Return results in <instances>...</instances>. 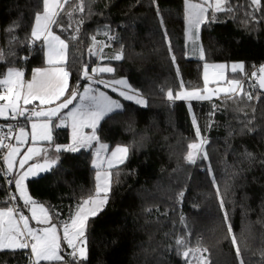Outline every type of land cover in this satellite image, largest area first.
Instances as JSON below:
<instances>
[{
  "label": "trees",
  "instance_id": "obj_1",
  "mask_svg": "<svg viewBox=\"0 0 264 264\" xmlns=\"http://www.w3.org/2000/svg\"><path fill=\"white\" fill-rule=\"evenodd\" d=\"M89 2L84 0L85 11L80 13V0H66L58 19L67 30L62 32L53 26L56 34L68 39L77 22L84 19L77 39L69 40L70 86L80 88L86 81L81 76L84 64L90 71L93 64L107 63L100 56L114 55L123 44L122 61H111V65L117 69L116 75L127 77L134 88L141 90L148 107L121 99L125 112L104 125L102 142L110 147L130 145L131 155L125 165L111 170L112 192L103 213L91 224L86 264H188V260L196 264L191 254L188 258L180 254L177 237L185 238L187 247L207 248L201 255L209 264H239L219 208L213 176L223 194L241 259L245 264H264V94L244 87L240 95L231 98L187 102L168 101L166 97V91L171 88L175 92L181 80L201 88L202 62L244 61L247 71L264 62V0L257 11H253L250 0H226L232 11L218 14L217 22L201 27L206 50L203 61L185 53L183 0H157L163 28L152 0H95L90 19ZM36 3L0 0V73L9 66L28 71L41 64V45L26 43ZM105 24L116 37L112 41L103 35ZM92 36L99 42L94 56L89 52ZM245 92L251 94V100ZM213 104L218 109L215 115ZM193 116L202 136L209 140L205 146L209 159L200 157L189 164L184 157L187 144L195 139ZM250 120L253 123L249 126L257 131L241 136L239 130ZM54 140L66 143V129L55 131ZM245 148L255 155L251 163L241 156ZM60 156L65 169L62 173H43L26 181L29 194L50 209L51 220L57 224L69 220L78 202L92 192L95 171L91 149L61 152ZM116 172L120 173L119 183ZM181 191L183 197L178 195ZM7 192L0 178V205L8 204ZM0 264L27 261L22 251L15 256L3 252Z\"/></svg>",
  "mask_w": 264,
  "mask_h": 264
},
{
  "label": "snow or ice",
  "instance_id": "obj_2",
  "mask_svg": "<svg viewBox=\"0 0 264 264\" xmlns=\"http://www.w3.org/2000/svg\"><path fill=\"white\" fill-rule=\"evenodd\" d=\"M66 2V0H65ZM95 0H90L87 18L93 15L91 11ZM155 6V14L159 18L161 28L164 27L163 14L157 0H152ZM250 6L253 11L260 10L261 0H250ZM64 8L61 0H37L36 10L30 22V38H26L28 45H34L35 42H41L43 56L46 58L45 67H34L31 69V79L25 81V70L18 67H7L0 73V117L16 120L19 117L27 116L30 121V137L32 146L18 158L20 146L28 139L29 133L24 127L16 126L12 123L5 125L6 131L0 129V151H3V165L5 166L2 177L11 185L14 183L15 191L19 194V200L23 202L22 207L30 212V217L26 216L20 207L14 204L7 207H0V253L9 252L13 256L18 251L24 253L27 264H41L42 261L55 262V264H86L88 258V241L91 224L95 218L100 216L106 208L110 194L112 192V169L125 165L130 158V145L117 143L110 147L108 143L102 142L101 134L104 125L114 116L125 112V106L121 99L131 101L141 108L148 107V101L140 89L134 88L127 77L112 79L100 78L102 74H115L117 69L111 66V61H122L123 44L120 50L116 51L110 57L100 56L101 61H108L100 66L91 67L84 64L81 70V76L87 82L83 84V90L78 87L70 86V71L66 66L68 59L69 40H76L80 33V25L84 24V19L77 22L76 28L68 39H62L53 30V26L61 28V31L67 29L60 23L58 17L60 10ZM80 13L85 11L84 0H80L78 6ZM232 9L227 7L226 0H183V20L184 34L186 43L191 42L193 49L199 52L200 60H205L206 50L201 41V27L210 23L217 22V15L227 13ZM210 13V15H209ZM103 15V13H99ZM248 15H252L249 13ZM69 18L72 12L68 13ZM254 19V17H253ZM15 23V22H13ZM71 27V24L68 25ZM103 35L109 41L116 37L110 34L109 25H103ZM100 29H97L99 32ZM165 39L167 40V30L165 29ZM15 39V37H13ZM92 44L89 46L91 55H96V46L99 42L95 36L91 37ZM169 52L171 53V44L169 41ZM23 59V58H21ZM172 63L175 64L176 58L171 56ZM0 61H3V53L0 52ZM229 65L225 62L203 64V89H186L181 80L179 90H167L168 101H205L213 97H221L225 94L231 98L233 94L240 95L237 89L240 88L242 81L237 79H227L226 71ZM231 72L244 73V61H233L230 64ZM259 76L253 71L251 76L256 78L260 89H264V63L259 65ZM177 76L180 75L179 67H176ZM77 80V86L80 84ZM226 84V87L209 88V83ZM97 85H102L104 89H111L117 93L118 98H113L106 91H102ZM249 100L251 94L245 92ZM21 101L23 106H21ZM33 101L39 104L35 107ZM71 106V107H70ZM217 107L213 104V113L215 115ZM10 113V116H9ZM255 117H253V120ZM59 121V123H57ZM252 120L248 121L240 130L239 134H254L257 129L251 127ZM192 124L195 128V139L187 144V153L184 157L189 164H195L197 157L202 156L208 160V152L205 148L209 140L202 136L201 129L193 116ZM69 129V143L55 144L54 155L50 156L48 149L37 147L38 142H43L52 146L54 143V131L59 128ZM14 129L15 133H14ZM14 135L16 144L5 143L6 139ZM229 136L233 133L229 132ZM143 139V138H142ZM80 149L93 150V159L91 161L95 171L94 192L87 198L81 199L76 205L75 210L70 215L69 220L63 222V236L59 235L57 223L52 222L50 209L43 203L38 202L29 194V188L25 181L29 178H37L41 173L51 172L54 175L62 173L65 169L61 160V152H78ZM103 154V155H102ZM241 156L251 163L255 155L247 148L241 153ZM36 159H43L42 163H31ZM18 160V167L14 171V166ZM69 163H71L69 161ZM74 166V165H73ZM208 172L212 174V168L208 166ZM116 182L119 183L120 173L116 172ZM213 185L216 189V196L219 202V208L222 212L223 221L227 226V232L231 238V244L235 248L236 257L239 264H245L241 259V252L238 246L236 235L233 232V225L229 212L225 206L223 194L219 185L213 176ZM184 191L178 195L184 196ZM15 199V197H12ZM30 219L35 221L38 227L30 226ZM181 222L184 221L182 216ZM62 242L66 243L68 251L61 247ZM180 254L188 258L191 254L196 259V264H209L206 257L199 255L201 251L207 252V248L201 250L197 247H187L185 238L177 237L175 241ZM30 250V251H29ZM63 252V254H62ZM67 257V259L65 258ZM191 264V260H188Z\"/></svg>",
  "mask_w": 264,
  "mask_h": 264
},
{
  "label": "rangeland",
  "instance_id": "obj_3",
  "mask_svg": "<svg viewBox=\"0 0 264 264\" xmlns=\"http://www.w3.org/2000/svg\"><path fill=\"white\" fill-rule=\"evenodd\" d=\"M194 2H199V0H196V1H194ZM185 47H186V56L187 57H189V58H198V59H200L199 58V52L197 51V50H194L193 49V46H192V44H191V42L190 41H188L187 43H186V39H185ZM205 62H207V61H205ZM205 62H202L201 63V66H200V78H201V83H202V87L200 88V89H203V87H204V84H203V64L205 63ZM207 63H219V62H207ZM103 63H97V64H93L91 67H93V66H100V65H102ZM230 64L231 63H228V65H229V67H228V69H227V71H226V73H225V75H226V78L227 79H237V80H241L242 81V84H241V86H240V88H238L237 89V92H240L241 90H244V89H246V88H244V87H248V83L245 81V77L249 74V72H250V70H248L247 71V69H244V73L243 74H241V73H236V74H233V75H231V77H230V74L232 73L231 72V68H230ZM112 66V65H111ZM89 72H91V68H90V71ZM119 77H124V76H120V75H116V74H102V76L100 77V78H103V79H112V78H119ZM87 81H85L84 83H86ZM83 83V84H84ZM184 84V83H183ZM179 86H180V84H179ZM179 86L177 87V89L175 90V91H177V90H179ZM184 86H185V88L186 89H192V88H199V87H193V86H195V85H192V86H188V85H185L184 84ZM227 85L226 84H216V83H214V82H210L209 83V88H215V87H226ZM97 87H99L102 91H106L109 95H111L113 98H118V97H116V96H113L111 93L113 92L111 89H104L103 88V86L102 85H97ZM79 90L80 91H82L83 90V85L79 88ZM248 91V90H247ZM113 93H115L116 95H117V93L116 92H113ZM166 93H167V91H166ZM221 96H225V94H221ZM167 97V96H166ZM213 98H217V97H213ZM120 99H123V98H120ZM192 101V100H191ZM187 102H189V101H187ZM121 103H122V101H121ZM69 132H70V130H69ZM68 138H69V133H68ZM68 143H69V141H68ZM58 144H64V143H58ZM115 146V145H114ZM114 146H112V147H114ZM103 155V154H102ZM202 158V156H198L197 158L199 159V158ZM95 171H96V169H95ZM95 171H94V182H93V187L95 186ZM15 186V185H14ZM92 192H94V188H93V190H92ZM91 192V193H92ZM21 201V200H20ZM21 203H23L22 201H21ZM7 206H10L9 204H6V205H0V207H7ZM17 207H19V205H17ZM21 208V210L24 212V214L26 215V216H29L30 217V212L27 210V209H23L22 207H20ZM58 225V227L60 226V225H62V224H57ZM30 226H32V227H38V225L36 224V222L35 221H32L31 219H30ZM59 235L62 237L63 236V231H62V227H59ZM62 245H64L66 248H67V246H66V243H64V242H62ZM194 246H199L200 248H202V246L203 245H194ZM30 251V250H29ZM66 251H68V249H66L65 250V252ZM202 253H199V255H201ZM66 258V257H65ZM42 262H44V261H42ZM44 263H46V264H49V262H44ZM52 264H55V262H52Z\"/></svg>",
  "mask_w": 264,
  "mask_h": 264
},
{
  "label": "crops",
  "instance_id": "obj_4",
  "mask_svg": "<svg viewBox=\"0 0 264 264\" xmlns=\"http://www.w3.org/2000/svg\"><path fill=\"white\" fill-rule=\"evenodd\" d=\"M61 2L65 4V0H61ZM60 11H61V10H60ZM57 35H58V34H57ZM38 43H39V44L41 45V47H42L41 42H38ZM67 55H68V54H67ZM45 66H47V65H46V58L43 56V51H42V62H41V64L36 65V66H34V67H45ZM66 66H67V62H66ZM34 67H32V68H34ZM18 68H21V67H18ZM32 68H31V69H32ZM67 68H68V67H67ZM23 69H24V68H23ZM31 69H29L28 71H27L26 69H24V70H25V76H24V80H25V81L31 79ZM34 104H39V102H38V101H33L32 105H34ZM32 105H29V106H32ZM21 106H23L22 101H21ZM29 106H27V107H29ZM70 107H71V106H70ZM2 118H3V117H0V119H2ZM57 123H59V121H57ZM22 127H24L25 130H26V132L29 133V136H28V139L25 141V143H24L23 145L20 146V153L18 154V158H19L20 156H22V154H23L24 152L27 151V148H28V147L32 146V141H31V137H30V132H31L30 121H26V122H24V124L22 125ZM59 129H65V128L61 127V128H59ZM56 131H57V130H56ZM66 131H67V141H66V143H68V141H69V138H68L69 129H66ZM54 133H55V131H54ZM12 143H13V144H16V141H15L14 135H13ZM66 143H64V144H66ZM55 144H56L55 140H54V143L52 144L51 147H49V145L46 144V143L38 142V143H37V147L48 149V151H49V155L52 156V155H54V147H55ZM39 160H42V158H41V159H36V158H34L33 161H29L28 163H29V164H31V163H33V162L36 163V162L39 161ZM2 164H3V160H2ZM3 167H4V169H5V166H4V165H3ZM16 167H18V160H17V162H16V165L14 166V171L16 170ZM26 181H27V180H26ZM26 181H25V183H26ZM12 185H13V190H12V191H13V194L15 195V197H16V204H15V206L17 207V205H19V207H22L23 203H21V201L19 200V194L16 193V191H15L14 183H13ZM22 208H23V207H22ZM23 209H24V208H23ZM43 263H44V262H43Z\"/></svg>",
  "mask_w": 264,
  "mask_h": 264
},
{
  "label": "built area",
  "instance_id": "obj_5",
  "mask_svg": "<svg viewBox=\"0 0 264 264\" xmlns=\"http://www.w3.org/2000/svg\"><path fill=\"white\" fill-rule=\"evenodd\" d=\"M264 62H261V63H257L255 65L252 66L249 74L245 77V81L249 84L248 87H247V90L249 92H254V91H257L258 90V86H257V83H256V78L252 77L251 74L253 71H256L257 73V76H259V65L262 64ZM38 104H34L32 106H29V107H35L37 106ZM9 116H10V113H9ZM25 121H29L27 119V116L25 117H19L17 118L16 120H12V119H5V118H2L0 119V129H3L6 131V128H5V125L7 123H12L16 126V129H18L19 127H22V125L24 124ZM14 129V133H15V130ZM12 140H13V137L10 138V139H6L5 140V143H12ZM2 157H3V151H0V175L2 177L3 175V172H4V167H3V164H2ZM2 182L4 184V187L7 189V202L8 204L11 206L12 204H16V197L15 195L13 194V191L11 189V185H9L5 179L2 178ZM12 197H15V199H12ZM201 250H203V248H201ZM203 251H201L200 253H202Z\"/></svg>",
  "mask_w": 264,
  "mask_h": 264
},
{
  "label": "water",
  "instance_id": "obj_6",
  "mask_svg": "<svg viewBox=\"0 0 264 264\" xmlns=\"http://www.w3.org/2000/svg\"><path fill=\"white\" fill-rule=\"evenodd\" d=\"M256 83H257V81H256ZM257 86H258V91H259L260 93L264 94V89H260L258 83H257ZM42 162H43V159L37 161L36 163H42ZM41 174H43V173H41Z\"/></svg>",
  "mask_w": 264,
  "mask_h": 264
}]
</instances>
